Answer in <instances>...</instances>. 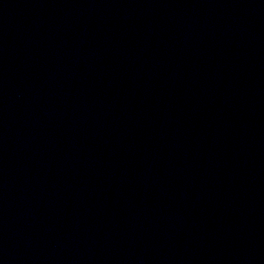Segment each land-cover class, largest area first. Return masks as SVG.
<instances>
[{"label": "water", "instance_id": "water-1", "mask_svg": "<svg viewBox=\"0 0 264 264\" xmlns=\"http://www.w3.org/2000/svg\"><path fill=\"white\" fill-rule=\"evenodd\" d=\"M0 264H264V0H0Z\"/></svg>", "mask_w": 264, "mask_h": 264}]
</instances>
